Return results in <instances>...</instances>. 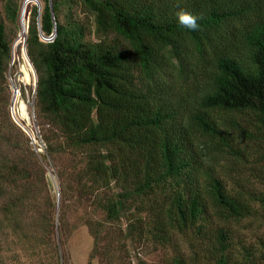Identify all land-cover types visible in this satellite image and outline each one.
Listing matches in <instances>:
<instances>
[{
    "label": "trees",
    "instance_id": "trees-1",
    "mask_svg": "<svg viewBox=\"0 0 264 264\" xmlns=\"http://www.w3.org/2000/svg\"><path fill=\"white\" fill-rule=\"evenodd\" d=\"M26 1L0 0V237L36 264H66L57 231L67 243L74 205L91 260L133 264L131 243L160 252L158 264H264V238L242 231L264 228V0H31L47 155L9 115Z\"/></svg>",
    "mask_w": 264,
    "mask_h": 264
},
{
    "label": "rangeland",
    "instance_id": "rangeland-1",
    "mask_svg": "<svg viewBox=\"0 0 264 264\" xmlns=\"http://www.w3.org/2000/svg\"><path fill=\"white\" fill-rule=\"evenodd\" d=\"M30 1L31 0L26 1V3L24 4L22 17L20 21L21 29H19V31L21 32L17 40L14 43L12 61L8 69V72L6 74L8 85H9V96H10V101H11L10 106H9V115H10L12 122L15 125H17L24 133L27 132L26 134L31 140V143L33 147L35 148L36 152L38 154L47 155L45 150L41 149L43 145L42 143L43 139H42L40 128H39V131L37 132L34 126V120H36L35 118V94H34L35 82L33 80L34 75L33 73L28 72L32 78L29 84L25 82L24 77H23V69H26L27 71L29 69V67L26 65L23 59V47L24 46L26 47L27 32H28V27H29L30 17H31V12L29 11ZM31 11H32V8H31ZM21 37H23L24 42L17 45L16 43ZM44 41H46V39H44ZM12 81H14L15 84H18L22 88L23 92H22L21 101L31 106V114H32L31 125L33 128V131L32 130L27 131L26 128L24 129L23 126L20 125L19 122H17L16 120V117L14 114V103H13V94H12L13 82ZM13 114H14V118H13ZM48 164L49 165L48 166L46 165V168H47L49 182L52 186L53 194L58 200V203H60L61 189H60L57 172L51 160H48ZM254 175L257 176L256 173ZM255 184L259 190L264 189L262 187V183L260 179L255 180ZM85 215L86 214L84 211L76 210V208H74V205L71 207H68L67 209L66 222L68 225L69 233L71 234L69 241L67 243H64L61 240V236L58 237L59 232L57 231V242H59V249H60V255L62 257V262L63 263L65 262L66 264H90L91 262H92L91 264H110V259L107 258L105 254H101L100 257L96 258V260H91V254L94 248L93 247L94 241L91 238V235L87 228H81V229L76 230V227L81 222V218L84 217ZM29 220L27 219V221ZM54 220L56 221V224H57L56 226L58 227L61 222V214H60L59 209H57V211L55 212ZM242 231L249 236L250 241L257 242V239L264 238V228L262 230L256 229L252 233L246 232L244 230ZM14 239L15 238L10 233L8 237L6 236L0 237V264H36L37 259L33 260L31 258L30 253L27 252L26 249L22 247L17 248L14 245V242H13ZM60 241L62 242V244ZM139 246L140 245H134L131 243L128 244V248H129V249L127 248L129 252L128 257L130 259V262H132L133 264H138V260L136 256L140 252L136 250L137 248L141 249V252H142L141 258L147 264H158L163 261L162 260L163 256L160 252H156L150 246H149L150 249L144 248L142 246L139 247ZM43 258L48 263V259H45L48 257H42V259Z\"/></svg>",
    "mask_w": 264,
    "mask_h": 264
},
{
    "label": "bare ground",
    "instance_id": "bare-ground-1",
    "mask_svg": "<svg viewBox=\"0 0 264 264\" xmlns=\"http://www.w3.org/2000/svg\"><path fill=\"white\" fill-rule=\"evenodd\" d=\"M23 42H24L23 37H21L16 44L18 45V44H21ZM25 48L26 47L24 46L23 47V59H24L26 65L29 67V69H28V71L26 69H23V77H24L25 82L27 84H29V82L32 79L31 76L29 75V73L30 72L33 73L34 82H36V76H35L34 68H33L29 58L27 57ZM14 114H15L17 122H19V124L22 125L24 129L26 128L27 131H31V130L33 131V128L31 125V122H32L31 106L29 104H26V103L22 102L21 100L15 99L14 100Z\"/></svg>",
    "mask_w": 264,
    "mask_h": 264
},
{
    "label": "clouds",
    "instance_id": "clouds-1",
    "mask_svg": "<svg viewBox=\"0 0 264 264\" xmlns=\"http://www.w3.org/2000/svg\"><path fill=\"white\" fill-rule=\"evenodd\" d=\"M199 17L192 15L191 13L181 11L178 13V21L179 23L190 31H197L199 30Z\"/></svg>",
    "mask_w": 264,
    "mask_h": 264
},
{
    "label": "built area",
    "instance_id": "built-area-1",
    "mask_svg": "<svg viewBox=\"0 0 264 264\" xmlns=\"http://www.w3.org/2000/svg\"><path fill=\"white\" fill-rule=\"evenodd\" d=\"M52 40V39H51ZM50 40V41H51ZM13 82V87H12V94H13V103H14V100L16 99V100H21V98H22V88L18 85V84H15V82L14 81H12ZM13 118H14V114H13ZM20 126V125H19ZM21 127V126H20ZM22 128V127H21ZM26 132V131H25ZM27 133V132H26ZM43 143V145H42V147H41V149H44L45 150V144H44V142H42Z\"/></svg>",
    "mask_w": 264,
    "mask_h": 264
},
{
    "label": "water",
    "instance_id": "water-1",
    "mask_svg": "<svg viewBox=\"0 0 264 264\" xmlns=\"http://www.w3.org/2000/svg\"><path fill=\"white\" fill-rule=\"evenodd\" d=\"M27 1H29V0H27ZM35 1L38 3V6H41V5H40V2H39L38 0H35ZM42 37H43V36H42ZM25 49H26V48H25ZM26 54H27V57L29 58L28 53H27V49H26ZM29 60H30V58H29ZM30 62H31V60H30ZM31 64H32V62H31ZM32 66H33V64H32ZM33 68H34V66H33ZM34 71H35V76H36L35 92H34V94H36V90H37V87H38V74H37L35 68H34ZM34 126H35V128H36V130H37V132H38V131H39V127H38V124H37L36 120H34Z\"/></svg>",
    "mask_w": 264,
    "mask_h": 264
}]
</instances>
